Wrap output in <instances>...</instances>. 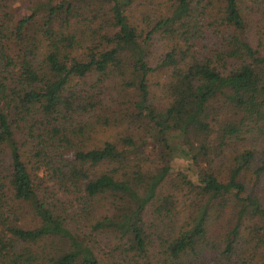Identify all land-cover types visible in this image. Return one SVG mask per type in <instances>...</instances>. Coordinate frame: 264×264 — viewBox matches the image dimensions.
I'll use <instances>...</instances> for the list:
<instances>
[{"label":"trees","instance_id":"obj_1","mask_svg":"<svg viewBox=\"0 0 264 264\" xmlns=\"http://www.w3.org/2000/svg\"><path fill=\"white\" fill-rule=\"evenodd\" d=\"M0 264H264V0H0Z\"/></svg>","mask_w":264,"mask_h":264},{"label":"rangeland","instance_id":"obj_2","mask_svg":"<svg viewBox=\"0 0 264 264\" xmlns=\"http://www.w3.org/2000/svg\"><path fill=\"white\" fill-rule=\"evenodd\" d=\"M19 12H20V13H25V12H26V10H25L23 7H20V8H19ZM151 82H152V83H154V82H155V79H154V78H152ZM259 187H261V188H262V185H260ZM255 188L257 189V187H255Z\"/></svg>","mask_w":264,"mask_h":264}]
</instances>
